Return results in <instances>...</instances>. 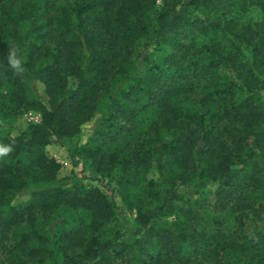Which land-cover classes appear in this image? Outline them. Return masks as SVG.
<instances>
[{
    "label": "trees",
    "instance_id": "trees-1",
    "mask_svg": "<svg viewBox=\"0 0 264 264\" xmlns=\"http://www.w3.org/2000/svg\"><path fill=\"white\" fill-rule=\"evenodd\" d=\"M250 6L260 21L231 17ZM224 42L244 70L222 83L213 53ZM260 67L264 0H0V117L8 101L41 114L0 135L11 149L0 156V264H264ZM74 137L82 176L135 211L130 228L107 232L119 206L98 186H60L46 147ZM66 210L80 216L56 232Z\"/></svg>",
    "mask_w": 264,
    "mask_h": 264
},
{
    "label": "rangeland",
    "instance_id": "rangeland-1",
    "mask_svg": "<svg viewBox=\"0 0 264 264\" xmlns=\"http://www.w3.org/2000/svg\"><path fill=\"white\" fill-rule=\"evenodd\" d=\"M231 17L235 18L238 23L246 24L247 22H257L263 18V14L259 7L250 6L246 11H242L236 9L232 12ZM198 42L202 40H207L206 37H197ZM216 41L220 40V37H214ZM223 49L218 53H213V58L220 60V63L216 66L215 70L219 77V82L228 81L229 77L232 76L233 79H236L238 72L244 70V67L240 66L238 61L234 63L231 62L228 56H230V45L228 42L222 43ZM244 46V45H243ZM151 49V48H150ZM251 47H243L241 56L248 60L250 64H252V51ZM165 52L161 50L154 51V60L156 63L160 64L161 68L164 71V75L170 76L172 71L167 69L165 65H163V58ZM209 57V58H208ZM211 58L210 53L197 54L195 59L199 62L207 63ZM183 67V66H182ZM242 67V68H241ZM252 67L254 65L252 64ZM254 73L257 76V82L264 80V67H260L259 69L254 68ZM263 87L259 90L260 95L262 96V101L264 104V84ZM258 86H261L258 84ZM39 93L44 96L43 89L40 84L36 86ZM239 100H244L249 95L247 92H237ZM189 110H192V106L188 107ZM15 111L14 114L10 112ZM5 115L0 117V135L10 134L11 136H15L21 131H23L28 124L39 123L41 121V114L38 111L26 108L24 106H18L17 102H7V107L4 110ZM99 115L102 114V109L98 111ZM9 114V115H8ZM94 127V121L88 122L83 125L80 137H74L71 143L65 145L59 144H51L46 147V152L49 156L53 157L58 163L61 164V168L58 172V178L61 179L60 186L65 189H72L74 187H78L83 184H88L91 186H98L101 190H104L106 194L113 198L115 202L118 204L119 208L116 209V218L112 224H110L107 228L108 233H113L116 229L130 228L132 221L135 217V211H128L123 207V202L120 196L111 190H108L107 187L100 186L96 183V181H91L82 176V161L77 159V157H72L69 153V147L71 145H75L77 139L79 142L83 143L87 140V138L91 135L92 129ZM251 144V143H250ZM86 173V172H85ZM114 182V181H113ZM111 183L109 186L115 187L114 183ZM210 191L206 194L205 199H208V202L211 204L215 201L214 191L217 188V184H213L210 186ZM64 216L66 217L67 223L63 225H58L55 227L56 232H61L63 230H68L74 225V222L77 221L80 216L79 213H75L74 211L66 210L64 212ZM48 228L52 231L54 228L52 224H49ZM130 232V231H129ZM124 264V263H122Z\"/></svg>",
    "mask_w": 264,
    "mask_h": 264
},
{
    "label": "clouds",
    "instance_id": "clouds-1",
    "mask_svg": "<svg viewBox=\"0 0 264 264\" xmlns=\"http://www.w3.org/2000/svg\"><path fill=\"white\" fill-rule=\"evenodd\" d=\"M7 59L12 69L16 70L17 72L23 71L22 61L18 56L17 51H10ZM9 151H11L9 147L0 148V156L7 155Z\"/></svg>",
    "mask_w": 264,
    "mask_h": 264
}]
</instances>
